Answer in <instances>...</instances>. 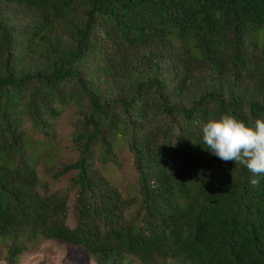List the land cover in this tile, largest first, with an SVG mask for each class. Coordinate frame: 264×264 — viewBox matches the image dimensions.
Instances as JSON below:
<instances>
[{"label":"trees","instance_id":"trees-1","mask_svg":"<svg viewBox=\"0 0 264 264\" xmlns=\"http://www.w3.org/2000/svg\"><path fill=\"white\" fill-rule=\"evenodd\" d=\"M68 108L77 158L55 162L51 118ZM227 113L264 118V0H0L5 264L40 240L96 264H264V176L203 143ZM123 145L124 192L106 174Z\"/></svg>","mask_w":264,"mask_h":264},{"label":"rangeland","instance_id":"rangeland-1","mask_svg":"<svg viewBox=\"0 0 264 264\" xmlns=\"http://www.w3.org/2000/svg\"><path fill=\"white\" fill-rule=\"evenodd\" d=\"M51 119V125L54 131V139H49L51 144L50 153L55 155V162L56 160L61 159L63 162L69 163L77 158V153L72 147L70 140L71 122L74 119L73 109L68 108L63 110ZM22 127H26L28 129V134H31L32 136H38V133H36L30 127L29 122H25ZM34 151V148L28 149L29 153ZM116 152V157L118 160L117 166L107 168L106 174L112 175L110 181L122 192L129 189H134L136 187L135 179L137 173L134 168L132 154L124 145L118 147ZM43 159L39 164H37L38 169L43 167ZM95 166L97 168L99 163H96ZM71 175L72 173H67L57 179L52 180L50 178V190L65 188L68 183V178ZM73 200L74 194H71L68 214V222L70 225L75 224L73 216ZM0 257L1 263L5 264L3 261V256L0 255ZM40 261H43L45 264H63V262H69L71 264H96L85 251L64 245L55 240H40L37 248L22 253L18 264H38ZM130 264H139V262L131 261Z\"/></svg>","mask_w":264,"mask_h":264},{"label":"clouds","instance_id":"clouds-1","mask_svg":"<svg viewBox=\"0 0 264 264\" xmlns=\"http://www.w3.org/2000/svg\"><path fill=\"white\" fill-rule=\"evenodd\" d=\"M206 149L219 159L244 165L254 176H264V118L254 123L227 113L212 116L202 125ZM253 178V186L259 184Z\"/></svg>","mask_w":264,"mask_h":264}]
</instances>
